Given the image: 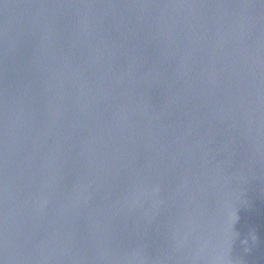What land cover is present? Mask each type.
Instances as JSON below:
<instances>
[{
	"label": "water",
	"instance_id": "1",
	"mask_svg": "<svg viewBox=\"0 0 264 264\" xmlns=\"http://www.w3.org/2000/svg\"><path fill=\"white\" fill-rule=\"evenodd\" d=\"M0 264H264V0H0Z\"/></svg>",
	"mask_w": 264,
	"mask_h": 264
},
{
	"label": "clouds",
	"instance_id": "2",
	"mask_svg": "<svg viewBox=\"0 0 264 264\" xmlns=\"http://www.w3.org/2000/svg\"><path fill=\"white\" fill-rule=\"evenodd\" d=\"M242 243H247V241L245 240V241H242Z\"/></svg>",
	"mask_w": 264,
	"mask_h": 264
}]
</instances>
